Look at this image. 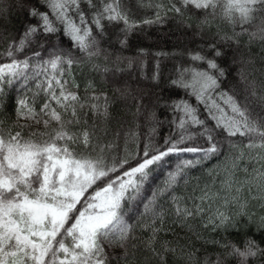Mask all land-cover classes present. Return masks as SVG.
<instances>
[{
  "label": "snow or ice",
  "instance_id": "obj_1",
  "mask_svg": "<svg viewBox=\"0 0 264 264\" xmlns=\"http://www.w3.org/2000/svg\"><path fill=\"white\" fill-rule=\"evenodd\" d=\"M2 5L0 0V16L7 11ZM148 6L155 8L153 18L137 22L130 18L124 0H38V6L28 8V15L37 23L28 24L20 39L0 53V98L6 86L18 84L21 89L30 90L32 81L37 89L31 99L25 96L17 101V120L32 124L14 123L5 130L0 122V264H120L122 259L127 264L129 242L134 238V225L129 222L133 212L141 217L150 213L153 218H161L157 196L184 177L185 169L221 155L223 140L218 135L223 134L230 149L236 146L231 138L244 137L246 149L264 150V114L253 106L254 101L264 106V95L257 97L253 91L254 100L245 96L243 101L226 92L214 96L225 71L215 59L199 52L191 54V59L205 63L207 68H180L178 78L171 83L186 91L190 89V94L204 105L206 118L201 119L198 109L187 100L174 101L170 107L177 113L172 121L176 131L165 139L162 148L145 145L142 155L137 153L139 158L134 165L128 155L117 160L109 152L120 133L113 134L111 142L101 143L108 130L97 122L106 123L110 118L108 98L95 93L81 97L66 87L68 81L64 76L78 61L58 50L47 59L40 51L17 58V53H23L38 33L56 36L62 31L74 47L91 59L99 54L97 35H105V22L123 24L120 43L126 45L129 36L141 25L162 23L169 12L184 17L188 9L204 13L200 28L210 25L209 17L217 16L230 25L232 36L225 34L224 39L232 40L247 33L250 39L258 36L264 41V0H169L167 6ZM40 7L45 10L40 11ZM256 20H260V26L249 33L245 26ZM236 27L241 28V33L234 31ZM93 29L97 35H93ZM210 47L215 57L222 55L214 44ZM5 59L7 62H2ZM153 79H158V73ZM40 92L45 98L37 111L35 97ZM88 113L93 119L91 125ZM209 121L214 124L209 126ZM33 124L43 125V131L33 130ZM192 128L197 131L193 133ZM128 135L135 139L136 134ZM197 136L206 146L195 143ZM186 153L193 154L195 159H181L175 170L168 173L164 188L144 203L141 192L153 166L166 163L165 158L170 155L181 157ZM244 156L241 152L232 159L229 168L232 178L224 182L226 193L231 195L223 197V207L230 204L241 210L246 207L239 194L247 180L238 182L234 176L239 169L238 161ZM258 176L264 178V173ZM214 196L219 194L204 191L199 197L200 204L194 203L191 208L173 197L178 221L184 223L203 214L205 201H209L210 208ZM208 224L213 228L234 226L232 218L220 208L208 218ZM159 230L152 228L147 244L160 264H165L163 254L153 247ZM224 247L230 249L226 255L237 258L238 264L264 257V248L254 240L245 241L242 249L236 245ZM110 248H120L124 255L114 256L108 251ZM216 264L223 262L218 259Z\"/></svg>",
  "mask_w": 264,
  "mask_h": 264
},
{
  "label": "trees",
  "instance_id": "obj_2",
  "mask_svg": "<svg viewBox=\"0 0 264 264\" xmlns=\"http://www.w3.org/2000/svg\"><path fill=\"white\" fill-rule=\"evenodd\" d=\"M124 4L130 11V18L139 22L153 18L155 8L148 6L149 4L167 6L169 0H143V3L141 0H124ZM2 6L7 11L0 16V53H3L14 40L20 39L28 24L37 23L36 19L28 15V8L38 6V0H3ZM44 10L40 7V11ZM203 19L204 13L199 10L188 9L184 17L169 12L162 23L141 25L134 30L126 45L120 43L123 38L121 32L123 24L108 25L105 22L106 33L103 37L97 35L93 29V35H97L99 41V54L91 59L74 47L72 41L62 31L56 36H46L40 32L23 53H17V58L23 59L25 55L31 56L33 52L40 51L44 59H47L54 50H58L78 61L64 76V80L68 81L66 87L81 97L95 93L104 94L108 98L110 118L106 123L97 122L108 130L101 143L111 142L113 134L120 133L109 152L117 160L128 155L130 163L134 165L139 158L137 153L142 155L145 145L162 148L165 139L176 131L172 121L177 113L170 107L174 101L187 100L198 109L201 119L206 118L204 105L198 103L196 97L190 94L191 90L186 91L171 83L178 78L180 68L196 67L201 70L207 68L205 63L192 61L191 54L199 52L208 59H215L224 69L225 75L220 78V87L214 96L226 92L234 95L238 101H243L245 96L254 100L251 97L253 91L257 97L264 95V41L258 36L250 39L247 33L234 38V41L222 39L220 35L225 33L232 36L233 28L218 16L209 17L210 25L200 28L198 25ZM182 22L187 25L183 26ZM214 22L220 24L218 31L213 26ZM259 26L260 20H256L253 25L245 27L250 33L257 31ZM234 31L241 33V28L236 27ZM213 44L221 49V56L215 57L210 47ZM41 45L44 46L43 49ZM142 70L147 74L146 81L140 80L138 75ZM131 72L135 73L134 76L137 78L134 84L129 75ZM157 73L158 79L154 82L153 76ZM125 78H128L129 82ZM40 79L43 80L44 77L41 76ZM132 84L133 91L130 88ZM30 85V90L21 89L18 84L5 87L3 97L0 98V122L5 126V130L14 123L32 124L28 120H17L16 115L17 101L25 96L31 99L37 92L35 83L30 81ZM44 98L43 92L36 95L37 111ZM253 106L256 111L264 114L262 111L264 106L255 101ZM87 119L91 125L93 123L91 113H88ZM208 123L209 126L214 124L213 121ZM32 128L43 131V125L33 124ZM191 131L195 133L197 129L192 128ZM130 133L136 134L135 139L128 135ZM217 138L223 140L221 155L185 169L184 177L168 191L157 196L156 206L162 214L161 218H153L150 213L141 217L133 212V219L129 222L134 225V238L129 242L127 264H160V259L150 251L147 244L152 237L153 227L160 229L156 233L153 247L163 254L165 264H216L218 259L223 264H238L237 258L226 255L230 249L225 248V245H236L242 249L245 241L254 240L264 248V206L258 205V209L249 212L241 210L236 204L221 207V210L233 215L234 226L218 228L208 224L209 214L205 212L188 218L184 223L179 222L175 215L173 197L189 208L194 203L200 204L199 197L204 189L208 191L219 188L218 182L222 177L216 178L215 182L210 181L212 172L214 171V174L216 172V166L227 163L237 155L236 148L247 143L244 137L231 138L236 146L230 149L223 134ZM195 143L206 146L199 136L196 137ZM181 159L195 157L190 153L181 157L170 155L165 158L166 163L159 167L153 166V171L141 192L144 203L152 199L153 193L164 188L168 173L175 170ZM218 175L217 172L215 176ZM248 178L249 175L243 170H239L235 176L237 181ZM246 188L247 185L244 190ZM242 195L247 196L246 191H243ZM259 202L263 203L262 200ZM241 211L244 214H240ZM140 212H143L142 205ZM165 248L170 250L165 251ZM108 251L114 256L124 255L120 248H110ZM120 264H125L123 259ZM248 264H264V257L252 258Z\"/></svg>",
  "mask_w": 264,
  "mask_h": 264
},
{
  "label": "rangeland",
  "instance_id": "obj_3",
  "mask_svg": "<svg viewBox=\"0 0 264 264\" xmlns=\"http://www.w3.org/2000/svg\"><path fill=\"white\" fill-rule=\"evenodd\" d=\"M182 24H183V26L187 25L184 22H182ZM213 26L217 29V31L220 29V24H218L216 22L213 23ZM225 34L228 35V33H225ZM225 34L220 35V38L224 39L223 37L225 36ZM228 36H231V35H228ZM230 41H234V39H232ZM129 75L131 76V79H132L131 82L134 84V82L137 80L136 76H134L135 73L131 72ZM138 75L140 77V80L146 81L147 74L145 72H143V70L138 72ZM127 79L128 78H125V80L127 82H129V80H127ZM156 80L157 79H155V80L153 79L154 82H157ZM127 84H129V83H127ZM133 84L130 86L132 91L134 90ZM121 86H122V84H121ZM236 152H237V155L241 152L245 153L244 159L238 161L239 169L234 171V176H236V173L239 172V170L244 171L245 169H247L246 173H247V175H249V178L244 179V180L240 179V181H238V182H245L247 180L246 185L248 188H246V190H244V188H243V190L240 192L239 195L241 198L240 202L246 203V207L243 210L245 212H249V210L258 209V205H259V207L264 206V178H260L258 176V173H264V150H260V149L248 150L244 146H239L236 148ZM232 159L228 160L227 163H223V164L216 166L215 174L213 171L211 176H210L211 182L212 181L215 182L216 178L220 179V177H222V179L218 182V186H217V187H219L218 190L208 189L209 193H212V194L218 193L219 194V197H216V196L213 197L212 201L210 202L211 203L210 208H209V201H205V203L203 205L206 209L205 213H208L209 217L214 215L217 208H220V210H221V207H223L222 206L223 205V197L226 194H228L229 196L231 195V193H226V190L224 188V182L226 180L232 178V175L229 173V168L232 165ZM217 172L219 173V175L215 176L217 174ZM249 189H251V191H249ZM204 191H207V189H204ZM243 191H246L247 196L242 195ZM261 200L263 201V203L259 202ZM221 211H224L227 215H229L232 218L233 215H231L228 211H225V210H221Z\"/></svg>",
  "mask_w": 264,
  "mask_h": 264
}]
</instances>
